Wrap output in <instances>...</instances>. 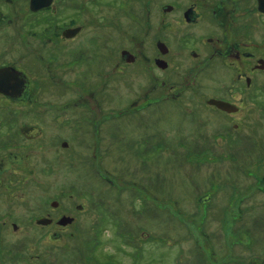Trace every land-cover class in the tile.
Segmentation results:
<instances>
[{"label": "flooded vegetation", "instance_id": "obj_1", "mask_svg": "<svg viewBox=\"0 0 264 264\" xmlns=\"http://www.w3.org/2000/svg\"><path fill=\"white\" fill-rule=\"evenodd\" d=\"M176 115L185 122L157 128ZM115 117L133 129L128 180L139 193L127 188L131 201L158 197L150 153L208 155L210 188L234 184L233 168L254 167L239 178L248 189L264 181V0H0V250L12 249L7 234L36 242L38 232L54 238L78 221L83 206L43 184L69 150L57 127L80 133V149L96 154L116 134ZM251 154L256 160L244 162ZM215 167L225 181L214 184ZM259 188L252 192L264 197ZM197 201L210 205L212 195ZM240 206L228 228L237 239L244 214L261 219V205ZM119 257L129 251L106 254Z\"/></svg>", "mask_w": 264, "mask_h": 264}, {"label": "rangeland", "instance_id": "obj_2", "mask_svg": "<svg viewBox=\"0 0 264 264\" xmlns=\"http://www.w3.org/2000/svg\"><path fill=\"white\" fill-rule=\"evenodd\" d=\"M149 114L156 112L151 110ZM177 122L184 123L185 118L178 119L176 115L159 122L157 128L170 130ZM112 129L116 134L108 141L107 149L92 154L91 150L80 149V133L65 131L63 134L60 125L57 127L58 136L67 141L69 150L65 166H55L52 176L44 177L43 184L53 185L52 191L46 190L48 195L63 193L64 198L59 196L62 201L70 203L71 207L81 204L83 212L77 216L75 224L54 238L38 232L33 242L17 239L18 234L14 235L15 240L13 235L7 234L6 243L12 244L9 247L12 249L6 246V250H0V264H237V260L240 264H264V197H255L257 193L252 192L259 185L264 194V181L248 189L239 179L253 174L254 167L247 168L250 172L233 168L227 181L234 184L210 188L208 155L150 153L146 170L161 172L158 189L150 191L151 196L158 197L146 203L134 202L135 198L131 201L127 195V188L139 193L137 185L129 187L131 181L128 180L130 169L136 164L134 155L127 153L130 144L127 141L133 129L128 127V118L120 117H115ZM217 158L220 156L215 155L212 162ZM253 160H256L253 154L246 155L244 162L253 163ZM193 164H197V170ZM220 170L221 167H215L214 174L222 177L224 171ZM221 177L214 179V184L218 180L225 181ZM234 187L237 189L232 190ZM41 189L43 187H39L37 195L43 194ZM221 189L226 196H217L216 192ZM205 191L212 195L210 205L197 201ZM183 193L191 197L181 201L174 197ZM68 195L73 196L72 199ZM249 196L262 203L249 201ZM254 204L262 206L258 209L261 219L244 214L245 225L237 239V234H231L228 228L238 219V207L244 213L246 208L257 206ZM236 242L241 245L234 250L239 259L232 254V245ZM116 248L124 252L127 249L129 257H119L118 262L106 260V254Z\"/></svg>", "mask_w": 264, "mask_h": 264}]
</instances>
